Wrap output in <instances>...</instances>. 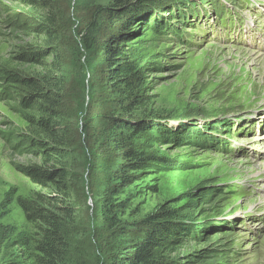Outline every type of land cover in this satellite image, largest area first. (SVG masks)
Returning a JSON list of instances; mask_svg holds the SVG:
<instances>
[{"label": "rangeland", "instance_id": "rangeland-1", "mask_svg": "<svg viewBox=\"0 0 264 264\" xmlns=\"http://www.w3.org/2000/svg\"><path fill=\"white\" fill-rule=\"evenodd\" d=\"M109 1L49 0L36 5L28 0H0V204L7 209L0 223L18 231H35L16 202L29 199L37 187L19 166L45 161L38 154L40 135L29 122V116L40 114L37 108L43 99L33 94L35 87L23 83L44 71L34 54L48 55L45 44L57 50L61 65L55 72L61 80L57 89L73 116L64 122L74 134L86 120L82 103L93 95L88 87L97 85L104 65L103 51L86 52L80 41L84 23L95 13L100 14L101 41H108L109 46L115 44L110 38L117 41L143 67L142 104L132 117L136 124L149 126L137 142L157 158L131 172L132 182L119 195L128 204L125 217L138 219L161 205L175 208L183 231L165 255L181 264H264V221L257 225L256 218L246 220L252 233L237 222L247 209L264 215V159L253 156L256 147L264 152L260 147L264 131L256 139L252 135L248 141L239 138L238 143L249 150V159L226 157L206 148L208 137L201 132L215 118L264 105V53L215 43L210 37L187 47L172 31L171 23L184 15L176 9L179 0H135L140 10L130 19L132 12L121 14L116 23L101 14ZM50 16L55 21L54 41H46V32L38 26ZM53 57L49 54L44 60ZM10 73L21 78H12ZM97 104L104 105L102 100ZM246 143L253 144V152ZM94 153H100V158L95 160L96 167H85L84 176L98 183L106 167L119 160H112L109 150ZM72 156L80 162L76 154ZM228 183L249 187L247 192L231 195L224 190ZM87 204L91 205L90 197ZM233 219L237 221L232 226ZM12 261H24L13 235L0 246V264Z\"/></svg>", "mask_w": 264, "mask_h": 264}, {"label": "trees", "instance_id": "trees-1", "mask_svg": "<svg viewBox=\"0 0 264 264\" xmlns=\"http://www.w3.org/2000/svg\"><path fill=\"white\" fill-rule=\"evenodd\" d=\"M28 1L37 5L49 0ZM134 2L111 0L101 14L116 23L123 13L132 12L130 19L133 12L140 10ZM92 16L81 29L80 41L86 52L103 51L104 65L97 85L91 83L88 87L93 95L82 103L86 120L74 134L64 122V118L73 116L57 89L61 83L55 76L61 66L57 50L53 45L43 46L48 48V55L55 57L49 61L44 60L48 55L34 54L35 62L44 71L23 83L35 87L33 94L43 99L37 108L40 114L29 116V122L40 135L36 139L38 154L45 161L19 166L37 187L30 192L29 199L18 198L16 202L35 231H18L15 226L0 223V246L14 236L24 261L11 264H181L177 258L165 255L172 248V240L183 231L175 208L161 205L159 210L138 219L125 217L128 204L119 195L132 182L131 172L157 159L137 142L149 126L136 124L132 117L142 104L144 70L126 47L111 38L115 46L101 41L100 14ZM46 19L38 26L46 32V41L53 40L55 21L52 16ZM122 41L123 38L119 40ZM7 75L21 78L18 73ZM99 100L105 108L97 104ZM107 150L111 159L119 163L106 167V175L94 183L90 175L84 176V169L96 167L100 153L95 151ZM87 197L91 205L87 204ZM8 199L13 201L12 197ZM6 214V207L0 204V220Z\"/></svg>", "mask_w": 264, "mask_h": 264}, {"label": "bare ground", "instance_id": "bare-ground-1", "mask_svg": "<svg viewBox=\"0 0 264 264\" xmlns=\"http://www.w3.org/2000/svg\"><path fill=\"white\" fill-rule=\"evenodd\" d=\"M256 138H258L257 136H253L252 137V139H256ZM243 140H249V138H243ZM246 144H248V145H250V144H252V143H246ZM219 153V152H218ZM263 223V222H262ZM255 224H257V225H259V224H261V223H257V222H255Z\"/></svg>", "mask_w": 264, "mask_h": 264}]
</instances>
